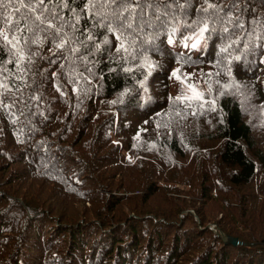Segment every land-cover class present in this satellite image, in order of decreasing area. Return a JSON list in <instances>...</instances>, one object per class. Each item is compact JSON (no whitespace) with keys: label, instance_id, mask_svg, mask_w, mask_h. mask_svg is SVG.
I'll return each instance as SVG.
<instances>
[{"label":"trees","instance_id":"trees-1","mask_svg":"<svg viewBox=\"0 0 264 264\" xmlns=\"http://www.w3.org/2000/svg\"><path fill=\"white\" fill-rule=\"evenodd\" d=\"M91 3L0 6V264H264V0Z\"/></svg>","mask_w":264,"mask_h":264},{"label":"snow or ice","instance_id":"snow-or-ice-1","mask_svg":"<svg viewBox=\"0 0 264 264\" xmlns=\"http://www.w3.org/2000/svg\"><path fill=\"white\" fill-rule=\"evenodd\" d=\"M74 2V0H63V4L65 8H69L71 10V4ZM84 0H81V3H83ZM61 0H39V6L44 7L45 12L51 11V5L53 4H60ZM4 4V0H0V6H3ZM132 5H136V7H132ZM104 6H106L107 8L111 9V16H112V20H118L120 26L124 29V30H133V23H136V27H140V23L139 21L142 18V6H141V0H104ZM89 8H95L96 5L91 3L90 0V4L87 6ZM209 7H212V4H209ZM35 10V9H34ZM17 11H19V9H17ZM205 12L208 11V9H204ZM138 12H140L141 14H137ZM53 16L56 15V13H52ZM94 14V13H93ZM130 17H135V21H133L132 19H130ZM37 20H42L43 16H37L36 17ZM77 21H79L80 17L77 16L76 17ZM108 31H113V28L111 26V23H107L104 25ZM238 26V24H237ZM49 28L54 27L51 23L48 25ZM191 27V26H190ZM210 29V25L205 22L203 24L202 27H199L198 31H195L193 33V36L190 37H186L185 39H193V37L195 38V42L191 44V47L195 48L197 47V45L200 43V41L205 40V33L209 32ZM215 28H212V31H215ZM229 29L227 27L223 28L222 31L227 32ZM176 31L175 28L172 29V32L174 33ZM56 32L59 34L62 32V29L60 28H56ZM23 34H24V29H21L20 33L17 36H13L11 38H9L8 36H4V41L9 44L12 45L14 42L19 43L20 40L23 38ZM93 37L92 35L88 36V40H92ZM125 39L124 37V32L123 30L120 31V37L118 38V41L120 43V48L118 49L121 50L123 49L124 51H128L127 48H125L123 40ZM36 43H40L41 41L36 40L33 41ZM169 42H172V36H169ZM65 43H67L66 40H61L60 43H58L56 45L57 48H61L65 45ZM103 43L107 44L108 41L105 40L103 41ZM0 47H2V45H0ZM99 46L97 45V48ZM222 51H224L225 49H221ZM75 51V49H74ZM237 59L239 57H236ZM24 60V57L21 55L20 56V62H22Z\"/></svg>","mask_w":264,"mask_h":264},{"label":"water","instance_id":"water-1","mask_svg":"<svg viewBox=\"0 0 264 264\" xmlns=\"http://www.w3.org/2000/svg\"><path fill=\"white\" fill-rule=\"evenodd\" d=\"M221 237L223 238V240L225 242H230V243H233V244H238V243H241L237 237H231V236H228V235H225L224 233H220Z\"/></svg>","mask_w":264,"mask_h":264},{"label":"bare ground","instance_id":"bare-ground-1","mask_svg":"<svg viewBox=\"0 0 264 264\" xmlns=\"http://www.w3.org/2000/svg\"><path fill=\"white\" fill-rule=\"evenodd\" d=\"M186 56V55H185ZM184 56V57H185ZM182 57H183V55H182ZM27 206V205H26ZM27 210V209H26ZM31 213V212H30ZM3 224V223H2ZM4 226V225H3ZM0 228H2V227H0ZM191 232V231H190ZM193 232V231H192ZM196 233V232H195ZM1 234V233H0ZM190 235H191V233H190ZM235 254V253H234ZM182 256V255H181ZM180 258V257H179ZM91 259V258H90ZM92 260V259H91Z\"/></svg>","mask_w":264,"mask_h":264}]
</instances>
